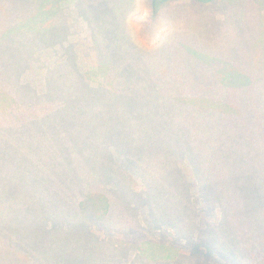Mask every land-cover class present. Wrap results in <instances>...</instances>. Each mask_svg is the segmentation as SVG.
<instances>
[{
  "label": "trees",
  "instance_id": "obj_1",
  "mask_svg": "<svg viewBox=\"0 0 264 264\" xmlns=\"http://www.w3.org/2000/svg\"><path fill=\"white\" fill-rule=\"evenodd\" d=\"M27 1L24 13L16 0L0 2L4 11L17 4L11 31L32 36L26 61L7 59L2 69L12 76L6 84L0 82V264H231L237 257V264H264V243L243 259L237 247L214 242L220 234L233 236L232 227L230 232L225 225L233 216V189L224 188L221 197L202 191V178L218 170L224 184L241 193V175L255 167L245 157L226 163L232 158L229 144L243 150L249 142L264 140V92L259 108L245 96L253 81L249 73L236 75L238 55L227 58L224 53L222 59L216 48L193 41L185 30L186 13L203 12L219 25L223 20L216 14L238 0H144L146 16L136 20L138 34L129 23L138 0ZM240 1V6H253L251 23L258 32L264 30V6ZM99 15L110 16L115 26L112 50L102 42ZM164 28L167 32L151 48L138 39L151 43ZM261 35L251 46L264 53ZM125 80L153 97L128 103L142 108L159 104L141 116L143 122L160 125L165 140L164 150L158 147L155 177L153 168L130 161L125 149L90 176L60 153L67 167L61 172L54 146L56 140L66 141L71 121L65 112L97 106L108 97L119 100L123 93L135 97ZM217 88L226 98L200 92ZM233 92L239 93L236 103L229 101ZM204 117L221 130L223 156L201 159L188 137ZM27 128L48 146L47 155H36L34 163L30 148L15 146L16 134ZM119 196L124 197V211L118 207ZM158 198L169 207L166 218L150 209ZM121 213L131 218L125 228L118 221ZM151 245L168 255L153 258Z\"/></svg>",
  "mask_w": 264,
  "mask_h": 264
},
{
  "label": "rangeland",
  "instance_id": "obj_2",
  "mask_svg": "<svg viewBox=\"0 0 264 264\" xmlns=\"http://www.w3.org/2000/svg\"><path fill=\"white\" fill-rule=\"evenodd\" d=\"M16 1L22 8L21 12H26L24 10L28 9V4L24 2L29 1ZM0 2L5 3L6 0H0ZM256 2L264 6V0H254V3ZM138 3L137 12L129 18L130 26L136 34L139 31V25H137L136 20L143 19L146 16L144 0H138ZM17 4L13 5L12 10H10L11 14L10 11L0 10V82L3 84H6V80L12 76V73H6L2 69L6 60L21 59L25 62L26 57L31 52V47L29 46L32 36H29L27 32L11 31V20L17 16L15 15ZM230 4L226 3L222 7L221 15L219 13L216 14V19L223 20L219 25L211 23L208 17L205 19L206 16L203 12L197 13L193 11L186 13L187 15L184 14L188 19L185 30H188L193 41L206 43L211 48H216L222 57L224 53H228L226 55L227 58L238 55L241 63L235 67L236 75L247 74L248 72L253 79L246 86L247 93L245 96L249 100L257 102L259 108H261L263 107V104H260L261 94L264 92V67L262 66L264 64V53L253 50L251 45H254L257 39L262 38L261 34L264 33V30L261 29V32H258L253 22L251 23L253 17L256 16L253 6H240V0ZM98 18L102 21L100 24L102 42L107 44L108 48L112 50L111 45L114 41L112 33L115 30V26H112L110 16L99 15ZM204 19L205 21L201 24ZM166 32V28L161 29L156 39L151 43L148 40L138 39L142 45L151 48L162 39ZM172 33L173 36L176 35V31ZM208 41L217 46L209 44ZM112 54L114 55V53ZM222 59L225 58L223 57ZM225 71L227 72V67ZM228 72L231 71L228 70ZM257 76L258 78H263L256 79ZM131 85L137 89L142 87L138 83L134 85L129 80H125V86H130L135 97L129 98L128 94L125 95L123 93L119 100H113L111 97L106 99V95L102 97V99L106 100L101 101L97 106H79L65 112L66 120L71 121L67 126L66 141L56 140V145L54 146L55 158L58 169L61 172L67 170V167L64 166L62 160L58 157L60 153L66 154L68 162H73L78 170L83 171L84 176H90L95 172L99 174L103 171L106 159H111L115 153L121 154L125 149V155L130 161L136 163L139 167L146 165L148 168H153V176L155 177V172H158L156 162L160 161L158 147L164 150L165 140L161 131L162 127L143 122L141 116L143 114L142 111L150 112V109H156L153 106L159 104L153 101L150 106L142 108L139 104L128 103V99L130 101L136 98L141 100L145 99V96L153 100L150 91L136 90ZM223 87L226 88L225 86ZM203 91L206 92V95L210 94L226 98V92L222 88H217L215 91L205 89L200 92L203 93ZM233 93L234 97L230 94L229 101L236 103V96L239 93ZM1 98L2 96L0 95V100ZM154 100H156V97ZM146 108L148 109L146 110ZM199 122V127L192 128L191 134L188 136L193 143L195 151H198L199 157L203 159L204 155L213 159L216 155L223 156L226 152L221 146L219 138L221 130L218 125L213 124L215 120L210 117H204ZM187 128L186 131H188ZM16 137V147L19 145L23 149L30 148V151H32L29 154V160L32 163L36 161V155H47V144L35 140L30 129L27 128L22 133L16 134ZM93 148L94 150L91 151ZM229 150L232 158H234L226 161L229 165L241 161L236 158L245 157L255 167L251 169L250 166L249 171H246L247 173L243 176L241 175V181H243L241 193H238L234 186L224 184L223 174L218 170L212 169H210L212 172L209 171L206 177L202 178V191L204 194L209 193L221 197L225 195L224 188L233 189L231 200L233 216L231 217V222L225 223L230 232H232V229L234 230L233 236L229 238L225 234H220L214 238V242L221 245L227 244V247L230 245L235 246L241 252L240 257L249 259L258 251L260 248L259 244L264 243V140L262 137L261 140L249 142L243 150H239L235 144H229ZM22 153L26 155L29 151L24 150ZM69 167L73 166L69 165ZM251 176H253V179H251ZM170 187L172 186L170 185ZM123 198V196H119L117 201L118 207L122 211L125 209V203L122 202ZM152 200H155V197ZM150 209L154 213H162L165 218L169 211V207L161 204V199L159 198L150 204ZM125 212L127 213V207ZM118 221L119 224H122L121 227L125 228L130 223L131 218L121 213ZM154 247L151 245L148 248L149 252ZM166 252L169 251H165V249L158 246L150 254L153 258L160 259L168 255ZM174 255L175 253L172 254V257ZM239 262H241V258L238 257L230 261L231 264ZM189 264H192V262Z\"/></svg>",
  "mask_w": 264,
  "mask_h": 264
}]
</instances>
